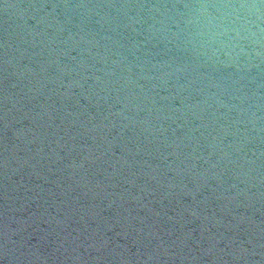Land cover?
<instances>
[{
    "label": "water",
    "instance_id": "1",
    "mask_svg": "<svg viewBox=\"0 0 264 264\" xmlns=\"http://www.w3.org/2000/svg\"><path fill=\"white\" fill-rule=\"evenodd\" d=\"M0 264H264V0H0Z\"/></svg>",
    "mask_w": 264,
    "mask_h": 264
}]
</instances>
